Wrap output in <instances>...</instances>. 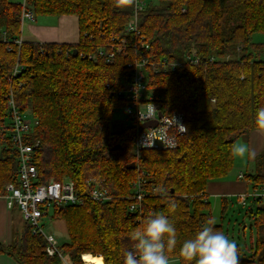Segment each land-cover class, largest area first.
Segmentation results:
<instances>
[{"label": "trees", "instance_id": "16d2710c", "mask_svg": "<svg viewBox=\"0 0 264 264\" xmlns=\"http://www.w3.org/2000/svg\"><path fill=\"white\" fill-rule=\"evenodd\" d=\"M23 1L35 17L77 16L78 43L18 44ZM133 14L134 7H115L113 0H0V194L17 184L20 166L8 104L13 96L20 112L36 121L25 142L38 145L33 163L40 182L70 180L84 197L82 205L48 210L64 224L68 240L60 249L69 264H84L85 254L123 264L134 244L131 233L149 213L174 223L177 244L166 255L185 264L183 241L212 218L208 184L232 172L236 141L261 131L263 151L255 172L244 176L254 195L238 198L242 206L249 199L255 206L246 213L256 240L246 258L237 246L239 264H264V128L256 122V110L264 106V44L253 41L264 33V0L148 2L138 14L139 34L127 30ZM144 58L145 99L165 116L186 119L176 148L137 151L129 119L130 126L112 130L115 113L127 107L121 91L132 79L128 64ZM131 163L135 168L124 170ZM158 186L167 196L154 191ZM139 189L145 196L131 210ZM94 191L108 198L94 200ZM221 202L215 227L225 233L230 201ZM46 245L24 222L10 244H0V254L17 264H66L49 256Z\"/></svg>", "mask_w": 264, "mask_h": 264}, {"label": "built area", "instance_id": "2783aa9c", "mask_svg": "<svg viewBox=\"0 0 264 264\" xmlns=\"http://www.w3.org/2000/svg\"><path fill=\"white\" fill-rule=\"evenodd\" d=\"M145 3L143 0H136V6H134V14L131 20L136 17L143 9ZM35 21V15L25 6L23 1L22 22ZM130 20V21H131ZM139 20L130 29L129 23L127 30L139 34ZM4 39V34L2 35ZM23 40L17 41L21 44ZM193 55L195 52L193 51ZM112 56V54H110ZM147 61L144 59H136L128 64V67L132 71V79L130 82L124 85L121 93L127 100V107L125 108V114L127 118L133 122L136 130V150L142 149H173L178 144L180 136L186 132V119L182 114H174L171 116H165L159 113L161 112L157 106L145 99L146 94V74L145 65ZM194 64L199 63V59L193 60ZM17 68L14 71L16 74ZM139 87H136V86ZM150 103L155 106L158 114H155L157 120H140L139 112L147 113ZM10 118L13 126V142L18 149L19 153V171L17 184H8L5 187V192L0 194L6 200L7 207L12 209L17 206L20 210L24 222H26L32 229L33 234H41L46 240V252L49 256H55L62 258L66 264H69L66 260L63 251L60 249V241L52 234H48L44 230L43 218L48 216V210L53 207L67 206V205H82L84 203V197L77 191L74 183L70 180L58 182L55 180H49L48 182H40L39 172L36 165L33 163V153L37 144L28 145L25 142V136L29 133L30 129L36 121L29 118L26 114L20 112L13 96L9 97ZM175 118V120H174ZM157 122L155 126L142 128V125L147 122ZM177 122V123H176ZM182 126V127H181ZM156 136L157 141L152 148H143L140 146L146 129L151 134L152 129L157 128ZM152 128V129H149ZM166 135L171 139L175 147L165 148L160 143V137ZM242 178V176H240ZM264 196V190L259 194ZM94 200H103L105 194L102 192H92L90 195ZM145 194L138 191L135 198L138 200V204L131 207V210H135L136 206H140V202L144 198ZM242 201H245L246 195H242ZM102 259V257H100ZM103 261V259H102ZM84 264H87L83 261ZM104 264V263H103Z\"/></svg>", "mask_w": 264, "mask_h": 264}, {"label": "clouds", "instance_id": "9594fccd", "mask_svg": "<svg viewBox=\"0 0 264 264\" xmlns=\"http://www.w3.org/2000/svg\"><path fill=\"white\" fill-rule=\"evenodd\" d=\"M113 4L122 9L131 8L136 6V0H113ZM137 20L138 15L130 21V29ZM155 114H158V111L150 103L147 113L139 112V118L144 121L157 120ZM256 122L264 128V106L256 110ZM157 129L158 127L152 129L151 134L146 129L141 147H154L157 141ZM160 143L165 148L175 147L174 142L166 135L160 137ZM231 153L239 157L250 155L248 147L244 144L233 145ZM154 191L167 196V189L162 186H158ZM169 207L175 209L176 202L170 201ZM216 223L215 218H209L194 237L183 241L179 254L185 264H193V262L194 264H239L240 255L237 244L230 240L223 231L217 230ZM130 239L134 244L132 249L124 253L123 264H169V257L166 253L176 247L177 230L166 215L149 213L142 225L131 233Z\"/></svg>", "mask_w": 264, "mask_h": 264}, {"label": "crops", "instance_id": "0c3cea01", "mask_svg": "<svg viewBox=\"0 0 264 264\" xmlns=\"http://www.w3.org/2000/svg\"><path fill=\"white\" fill-rule=\"evenodd\" d=\"M143 2L145 4L148 3L146 0H143ZM21 39L38 43L77 44L79 41L78 17L43 16L37 17L33 22L25 20L22 22ZM237 141L235 145H238ZM244 145L248 147L250 155L246 154L244 157L235 156L234 167L228 177L208 184L207 196L210 201L216 199V201L222 203L221 198L223 197L230 199V196L235 195L238 199L242 195H246V197L254 195L252 186L244 176L255 172V157L263 151V133L261 131H253ZM234 170L236 173H234ZM23 225L24 222L18 210L16 208L9 209L5 198L0 196V244H10L13 240L14 232L21 230ZM0 264L17 263L12 258L0 254Z\"/></svg>", "mask_w": 264, "mask_h": 264}, {"label": "rangeland", "instance_id": "374dc122", "mask_svg": "<svg viewBox=\"0 0 264 264\" xmlns=\"http://www.w3.org/2000/svg\"><path fill=\"white\" fill-rule=\"evenodd\" d=\"M156 0H146V2H155ZM37 17H35L36 19ZM253 41L257 43L264 44V33H258L253 36ZM264 59V54L262 55ZM131 122L128 120L123 109L117 111L114 115L112 121V130L121 131L126 126H130ZM250 135V134H249ZM249 135L241 137L237 142L239 144H245ZM240 142V143H239ZM236 170V169H235ZM234 170V171H235ZM236 173V171L234 172ZM230 205L228 208V213L223 219L224 231L226 236L230 240L235 241L237 245L243 250V257L246 258L250 254V247L255 244L256 231L252 227L253 220L251 215L246 212L255 206L249 199L246 206H242L241 202L238 201L237 197L234 195L230 196ZM211 202L212 218L217 221L216 224L221 223V203L213 199ZM44 230L48 234L54 235L61 243L68 240L64 224L58 220L51 219V213L43 218ZM245 230L243 231V228ZM83 261V260H82ZM169 264H180L177 260L169 261Z\"/></svg>", "mask_w": 264, "mask_h": 264}, {"label": "water", "instance_id": "95a60500", "mask_svg": "<svg viewBox=\"0 0 264 264\" xmlns=\"http://www.w3.org/2000/svg\"><path fill=\"white\" fill-rule=\"evenodd\" d=\"M77 54H78V51L77 50H74L73 51V55L74 56H77ZM159 115L161 116L162 114H161V112L159 113ZM156 123L157 122H147V123H145V124H143L142 125V128L144 129V128H147V127H152V126H155L156 125ZM135 168V164L134 163H131V164H129V165H127V166H125L124 167V170H133Z\"/></svg>", "mask_w": 264, "mask_h": 264}, {"label": "bare ground", "instance_id": "6f19581e", "mask_svg": "<svg viewBox=\"0 0 264 264\" xmlns=\"http://www.w3.org/2000/svg\"><path fill=\"white\" fill-rule=\"evenodd\" d=\"M82 260L86 262L87 264H103V261L101 258L93 257L90 254L82 255Z\"/></svg>", "mask_w": 264, "mask_h": 264}]
</instances>
